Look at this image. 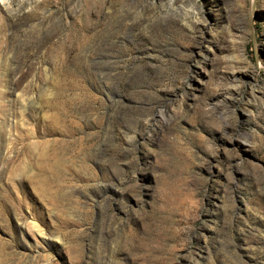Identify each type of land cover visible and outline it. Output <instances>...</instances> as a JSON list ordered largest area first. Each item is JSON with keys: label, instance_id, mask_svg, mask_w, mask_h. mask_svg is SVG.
I'll return each instance as SVG.
<instances>
[{"label": "rangeland", "instance_id": "rangeland-1", "mask_svg": "<svg viewBox=\"0 0 264 264\" xmlns=\"http://www.w3.org/2000/svg\"><path fill=\"white\" fill-rule=\"evenodd\" d=\"M0 264H264V0H0Z\"/></svg>", "mask_w": 264, "mask_h": 264}]
</instances>
